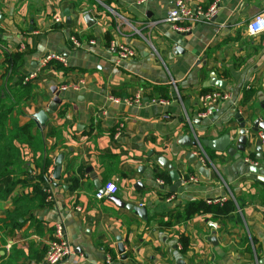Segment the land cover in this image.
I'll list each match as a JSON object with an SVG mask.
<instances>
[{
	"label": "crops",
	"instance_id": "1",
	"mask_svg": "<svg viewBox=\"0 0 264 264\" xmlns=\"http://www.w3.org/2000/svg\"><path fill=\"white\" fill-rule=\"evenodd\" d=\"M83 1H75L72 8L61 6V0H0V89L18 79L8 71L10 55L23 53L19 73L34 75L32 100L19 104V114L13 116L17 125L47 109L52 88L79 86L60 93L59 106L65 108L62 118L56 113L48 115L45 126L32 131L43 139V157L54 163L58 155L63 156L61 179L53 181V206L32 211L37 221L27 220L13 239L4 236L0 223V264H7L10 255L11 264H44V249L57 217L64 223L73 250L61 264H107V249L115 253L110 264H176L179 260L185 264H260L264 259V160H255V149L261 146L264 133L251 134L239 159L206 149L202 160L195 148L182 147L179 142L184 136L201 142L229 133L230 146L235 147L236 114L244 120L251 116L264 121L260 108L264 105V32L257 36L246 32L248 22L264 13V0H185L191 7L203 8L217 1L214 18L209 23H193L187 32L174 31L163 21L172 0H147L143 5H136V0ZM106 2L128 26L116 20L112 24L103 15L99 8H105ZM65 9L69 25L65 24ZM86 14L95 22L91 27L85 24ZM55 18L62 23L55 24ZM105 33L110 41L129 45L135 56L118 61L105 45ZM72 34L82 44L93 41L94 45L69 49ZM47 54L61 56L71 71L61 74L53 66L42 70ZM212 78L223 88L209 86ZM155 87H167V106L148 103L154 99L149 95ZM208 89L226 91L232 101L219 104L212 116L200 119V97ZM139 90L140 106L114 105L108 99L132 98ZM246 96L249 100L243 104ZM117 124H123V129L115 137ZM51 128H57L58 135L45 138ZM23 152L29 158L26 148ZM189 152L196 156L192 163L186 158ZM110 155H116L117 167L105 171L109 162L101 157ZM160 158L179 173L182 193L169 192L171 181L157 186L153 167L164 171L158 164ZM246 160L258 162L256 174ZM198 161L208 178L199 174ZM37 165L32 164L33 176L40 172ZM52 169L53 165L47 176ZM190 178L196 181L188 182ZM69 179L77 182V190H68ZM95 180L101 187L114 183L116 193L97 200ZM30 192V187H17L13 195ZM166 193H170L168 198L159 196ZM217 198L230 199L234 206L224 220L208 215L173 229L157 226L158 220L168 219L186 202ZM126 205L145 208L147 220ZM12 208L9 200L1 202L0 220ZM177 233L188 239L182 255ZM118 237L122 255L117 254Z\"/></svg>",
	"mask_w": 264,
	"mask_h": 264
},
{
	"label": "trees",
	"instance_id": "2",
	"mask_svg": "<svg viewBox=\"0 0 264 264\" xmlns=\"http://www.w3.org/2000/svg\"><path fill=\"white\" fill-rule=\"evenodd\" d=\"M86 2L95 4L94 0H86ZM0 34H2L1 31ZM71 36L76 37L75 34ZM104 40L105 45L109 48L111 41L108 33H105ZM67 47L69 49H75L69 41L67 42ZM23 58V53L10 55L8 58V71H10V75L12 76L18 75V79L10 84L6 83V85L0 89V203L9 200L13 206L11 212H8L5 217L0 220V223L1 230L8 239H13L15 232L21 229L27 220L37 221V219L32 217V211L52 208L53 206V202L48 199V192L44 190V175L47 169L53 165V161L47 156H42V154L46 152L45 145L43 139L38 134L32 133L35 128L34 121L29 120L23 125H17L15 117H13L19 114V111L16 110L19 104L32 100V81L24 82L27 76H23L19 73V69L23 65ZM49 66H53L55 70L61 74H66L71 71L70 68L63 66L57 61L46 63L42 70L47 69ZM221 75L226 77L227 73L223 72ZM211 91L210 89L206 90V92ZM149 97L154 99H168V89L167 87H155L151 90ZM248 100L249 97H244L243 104L247 103ZM64 109L65 108L62 106H59L55 113L62 118L65 113ZM57 135L58 129L51 128L50 131L46 133L45 138H53ZM23 148L28 150L29 158L25 157ZM36 155H38V157L35 158ZM101 158L109 162L106 170L103 167L105 171L117 167L118 160L116 155L102 156ZM37 163H39V165H37ZM32 164L34 166L36 164L37 168H40V172L37 176L32 175ZM153 174L155 179L163 183V186L171 184L165 170L163 172H158L157 167L154 166ZM118 175L124 178L123 173L118 172ZM30 177H32V179H30ZM187 179L188 178L185 177L184 181H187ZM78 186L77 182L69 179V184L67 185L68 190L75 191L78 189ZM17 187H30L31 192L13 195ZM159 196L161 198H168L170 193L160 194ZM233 211L234 206L230 199L221 205H208L205 201L200 200L189 201L185 203L181 210H176L174 213L170 214L168 219L158 220L157 226L163 229H173L181 224L189 222L195 217L208 215L215 220H224ZM52 233L53 226L49 239H51ZM177 242L179 245V253L182 255L187 251L188 239L183 234L177 233ZM106 254L112 260L115 257V253L111 249H107ZM9 259L7 264H11L10 262L13 261L11 255ZM36 262H38V259H36Z\"/></svg>",
	"mask_w": 264,
	"mask_h": 264
},
{
	"label": "built area",
	"instance_id": "3",
	"mask_svg": "<svg viewBox=\"0 0 264 264\" xmlns=\"http://www.w3.org/2000/svg\"><path fill=\"white\" fill-rule=\"evenodd\" d=\"M172 6L164 17L163 21L170 25V27L177 32H187L189 31L190 26L193 23L204 22L209 23L214 16L216 15V3L203 8L201 6L191 7L185 0H172ZM147 0H136V5H143ZM62 19L55 18L54 22L62 23ZM246 32L249 36H257L264 32V13L254 16L246 26ZM135 33L139 34L138 31ZM69 43L75 49H81L84 46L94 45L93 41H87L86 44H82L78 38L74 36L68 37ZM110 51H113L116 54V59L118 61L129 60L135 56L134 50L127 44L117 43L111 41L109 44ZM50 61H57L64 66L65 60L56 54H47L42 60V66H45L46 63ZM34 78V75H28L24 82L30 81ZM78 90V85H60L58 88L59 93H65L69 90ZM248 90V88H246ZM175 95L177 96V91L175 86H173ZM141 91L139 90L132 98H118V97H109V101L114 105H124L126 107L140 106L141 101L143 100L141 96ZM232 101V95L226 91L214 90L208 93H204L200 97L201 112L198 113V118L206 119L213 115L215 108L221 103H227ZM148 103L151 105H160L167 106L169 104L166 99H149ZM234 104V102H233ZM123 129V124H117L115 129V137L120 136ZM196 142H199L196 140ZM200 143V142H199ZM260 145L264 149V134L260 135ZM198 157L202 160L204 159L203 150L199 147L196 148V153ZM202 162V161H201ZM251 167H257L258 162L255 161H245ZM194 178H190L188 182H195ZM157 186H162L163 183L160 180L156 181ZM53 179L51 176L44 175V190L48 192L50 199L53 202ZM116 186L114 183H109L103 186V192L97 191L95 198L101 200L107 196L114 195L116 193ZM225 201L224 198H217L212 200H206L205 203L208 205H218L222 204ZM58 212V211H57ZM59 214V213H58ZM72 246L65 234V226L63 221L57 217L53 224V233L51 239H49L45 246L44 253V264H61L66 259L72 255ZM106 263L110 264L111 259L109 256L106 258Z\"/></svg>",
	"mask_w": 264,
	"mask_h": 264
},
{
	"label": "water",
	"instance_id": "4",
	"mask_svg": "<svg viewBox=\"0 0 264 264\" xmlns=\"http://www.w3.org/2000/svg\"><path fill=\"white\" fill-rule=\"evenodd\" d=\"M63 16L65 19V24L69 25L71 23L69 11L67 9L64 10ZM84 21L87 27H91L94 25V21L90 18L88 14L84 15ZM209 86H217L221 89L223 88V84L218 83L215 78H212L209 81ZM51 92L53 94V99L49 103L47 109L45 111H39L37 114H35L32 118V120L35 123V127L39 130H41L42 127L45 126L48 120V115L54 114L58 106L61 104L60 99V93L57 91V89L54 87L51 89ZM260 108L264 111V105H260ZM236 118H238V140L236 141V146L232 147L231 145V136L229 133L221 135L217 139H211V140H202L200 143L196 142L189 136L182 137L181 141L179 142V145L182 147H191V148H201L203 150L204 159L206 158L205 150H211L215 151L217 153H225L227 156L239 159L240 154L244 153L245 145L247 140H250L251 134H257L258 132L264 133V121H260L259 119H253L251 116L247 118V120H244L243 118H239L238 115H235ZM248 126V127H246ZM186 158L188 159L189 163H192L195 161L196 156L193 155L191 152L187 153ZM63 156L58 155L53 163V169L51 173V177L53 181L56 183L60 181L61 179V164H62ZM255 160L262 161L263 155H262V148L261 146L256 147L255 149ZM159 166L165 170L168 174V177L171 181V186L169 187L170 193H182L183 187H182V181L180 178L179 173L175 169V167L170 164L167 160L164 158L158 159ZM198 165V172L199 174L204 177H207V171L204 169L203 164L201 161L197 162ZM250 171L252 173L256 174L258 171L254 167H250ZM30 179H32L30 177ZM94 186L97 189V191L103 192V187L95 180ZM137 188V185H135V189ZM115 204H117L119 207H123L121 203H119L117 200L113 199ZM112 200V201H113ZM126 209L131 211L134 215L139 217L140 219L146 221V210L143 207H136V206H130L126 205ZM117 241V254L122 255L124 253L123 245L121 243V239L118 237L116 239ZM123 259H125V256H122ZM176 264H185L183 261L179 260ZM260 264H264V259L260 261Z\"/></svg>",
	"mask_w": 264,
	"mask_h": 264
},
{
	"label": "rangeland",
	"instance_id": "5",
	"mask_svg": "<svg viewBox=\"0 0 264 264\" xmlns=\"http://www.w3.org/2000/svg\"><path fill=\"white\" fill-rule=\"evenodd\" d=\"M76 3H79V1L81 0H75ZM74 0H61V6H70L73 8V5L76 6V3H75ZM83 2L86 3V1L84 0ZM80 4V3H79ZM105 8L101 7L99 8L101 10V12L103 13V15L109 19V21H111V23L113 24V22L115 23V20L117 21V23H121V25H127L128 26V21H125L124 18L121 19L117 13V11L113 8H111L109 6L108 3H105ZM122 17V16H121Z\"/></svg>",
	"mask_w": 264,
	"mask_h": 264
}]
</instances>
